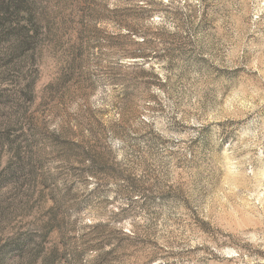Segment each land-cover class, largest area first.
<instances>
[{"label": "rangeland", "instance_id": "rangeland-1", "mask_svg": "<svg viewBox=\"0 0 264 264\" xmlns=\"http://www.w3.org/2000/svg\"><path fill=\"white\" fill-rule=\"evenodd\" d=\"M0 264H264V0H0Z\"/></svg>", "mask_w": 264, "mask_h": 264}]
</instances>
